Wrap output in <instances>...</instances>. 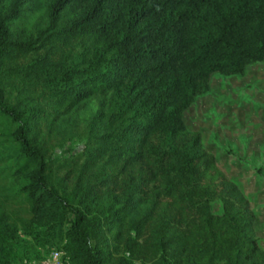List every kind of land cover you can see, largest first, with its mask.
Segmentation results:
<instances>
[{
  "label": "trees",
  "instance_id": "obj_1",
  "mask_svg": "<svg viewBox=\"0 0 264 264\" xmlns=\"http://www.w3.org/2000/svg\"><path fill=\"white\" fill-rule=\"evenodd\" d=\"M257 62L264 0H0V264H264L249 197L183 118Z\"/></svg>",
  "mask_w": 264,
  "mask_h": 264
},
{
  "label": "rangeland",
  "instance_id": "obj_2",
  "mask_svg": "<svg viewBox=\"0 0 264 264\" xmlns=\"http://www.w3.org/2000/svg\"><path fill=\"white\" fill-rule=\"evenodd\" d=\"M97 106L96 99L83 101L72 117L80 128ZM183 118L187 130L201 134L204 148L249 197L256 215L258 244L264 250V63L248 66L243 75L213 74L210 91L196 97ZM82 147L83 142L75 134L63 149L55 150L54 156L60 157L68 149L77 152ZM212 210L220 213L219 201L212 202ZM50 253L17 264L40 263Z\"/></svg>",
  "mask_w": 264,
  "mask_h": 264
},
{
  "label": "built area",
  "instance_id": "obj_3",
  "mask_svg": "<svg viewBox=\"0 0 264 264\" xmlns=\"http://www.w3.org/2000/svg\"><path fill=\"white\" fill-rule=\"evenodd\" d=\"M30 264H68V259L63 251L52 250L49 257L42 262H32Z\"/></svg>",
  "mask_w": 264,
  "mask_h": 264
}]
</instances>
